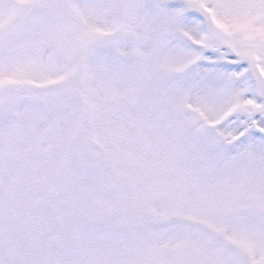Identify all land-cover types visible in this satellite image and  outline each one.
<instances>
[{"label":"snow or ice","instance_id":"1","mask_svg":"<svg viewBox=\"0 0 264 264\" xmlns=\"http://www.w3.org/2000/svg\"><path fill=\"white\" fill-rule=\"evenodd\" d=\"M0 264H264V0H0Z\"/></svg>","mask_w":264,"mask_h":264}]
</instances>
